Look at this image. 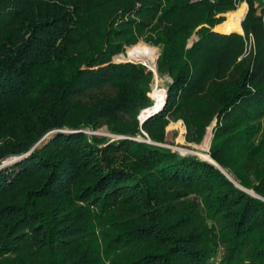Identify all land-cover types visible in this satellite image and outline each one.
<instances>
[{"label":"trees","instance_id":"16d2710c","mask_svg":"<svg viewBox=\"0 0 264 264\" xmlns=\"http://www.w3.org/2000/svg\"><path fill=\"white\" fill-rule=\"evenodd\" d=\"M242 4V33H220ZM262 16L261 0H0V264H264ZM140 43L167 92L143 124L154 74L114 61ZM178 122L187 145L214 124L220 169L164 147Z\"/></svg>","mask_w":264,"mask_h":264},{"label":"rangeland","instance_id":"374dc122","mask_svg":"<svg viewBox=\"0 0 264 264\" xmlns=\"http://www.w3.org/2000/svg\"><path fill=\"white\" fill-rule=\"evenodd\" d=\"M246 5V12H247V4ZM246 14V13H245ZM225 19L227 20L228 22V18L227 16L225 15ZM244 19V18H243ZM226 22V23H227ZM223 26V25H222ZM220 26L219 29L222 27ZM144 43H140V45H138V48L139 46L141 47H144V45H146L145 47H147L148 45L147 44H144ZM135 48V47H134ZM133 48V49H134ZM148 48H150L148 46ZM130 49V48H129ZM129 49H127V54H128V57L126 58V53L124 56H119V57H116L117 60L114 58V61L115 62H124V61H132L133 63L137 62V61H134V60H130L129 59ZM151 49H154L155 52H156V57L159 55V50L157 48H151ZM132 50V49H131ZM140 64H143L140 62ZM147 68H149L147 65H146ZM151 70H154L153 74H154V81H153V84H152V87H151V93H153L154 90H157V91H161L165 94V99H166V88H165V84H166V81L165 80H160L158 79L157 77V74L155 72V68H150ZM150 94H149V97H150ZM164 99V101H165ZM152 100V99H151ZM153 102V100H152ZM164 104V102H163ZM164 106V105H162ZM213 128H214V124H212L208 129H207V132L205 134V137L202 141V143L200 145H187L184 141V134H185V129L182 125L181 122H178V123H172L169 125L168 127V132H169V136H168V139L171 143V145H167L165 146L166 148L178 153L179 155L181 156H195L203 161H208L211 163V161L209 160V156H208V151H209V146H210V142H211V139H212V131H213ZM96 134L98 136H108L107 132L105 129H102V130H99L96 132ZM209 137V140L207 142V145L204 146V143H205V138L206 137ZM52 137V135H50L48 139H50ZM112 138V137H110ZM139 142H145V143H150L148 140L146 139H141L139 138L138 139ZM46 141V140H45ZM151 144V143H150Z\"/></svg>","mask_w":264,"mask_h":264},{"label":"bare ground","instance_id":"6f19581e","mask_svg":"<svg viewBox=\"0 0 264 264\" xmlns=\"http://www.w3.org/2000/svg\"><path fill=\"white\" fill-rule=\"evenodd\" d=\"M245 13L246 5L242 4L235 12L226 14L228 22L219 29V32L222 34L242 33L240 23L244 18ZM129 59L141 62L147 65L149 68L154 69L156 52L154 49L148 47L134 48L129 52ZM150 98L153 100L152 110L160 109L161 111L163 108L162 105L165 104V94L161 91L154 90L153 93L150 94ZM150 111L151 109L145 110L140 117L144 118L148 113H150Z\"/></svg>","mask_w":264,"mask_h":264},{"label":"water","instance_id":"95a60500","mask_svg":"<svg viewBox=\"0 0 264 264\" xmlns=\"http://www.w3.org/2000/svg\"><path fill=\"white\" fill-rule=\"evenodd\" d=\"M243 20V19H242ZM159 55L156 57L155 59V64H154V68H155V72H156V61L158 59ZM127 62H132V61H127ZM135 63H140V62H135ZM144 66H146L145 64H143ZM149 70H151L150 68H148ZM152 72H154V70H151ZM153 107H150L149 109H151L150 113H148L144 118H141L140 116L142 115V113L145 111H143L140 116H139V120H140V123L143 124L148 118H150L151 116L157 114L159 110H152ZM149 109H146V110H149ZM111 137V136H110ZM112 138H115V137H112ZM211 164H213L214 166H216L217 168H219L216 164H214L213 162H211ZM220 169V168H219ZM247 193H249L250 195L256 197L252 192H248L246 191Z\"/></svg>","mask_w":264,"mask_h":264},{"label":"built area","instance_id":"2783aa9c","mask_svg":"<svg viewBox=\"0 0 264 264\" xmlns=\"http://www.w3.org/2000/svg\"><path fill=\"white\" fill-rule=\"evenodd\" d=\"M261 2H262V9H263V16H262V18H263V22H264V0H261ZM136 140L139 141L138 139H136Z\"/></svg>","mask_w":264,"mask_h":264},{"label":"crops","instance_id":"0c3cea01","mask_svg":"<svg viewBox=\"0 0 264 264\" xmlns=\"http://www.w3.org/2000/svg\"><path fill=\"white\" fill-rule=\"evenodd\" d=\"M241 34V33H240ZM167 130H168V128H167Z\"/></svg>","mask_w":264,"mask_h":264}]
</instances>
